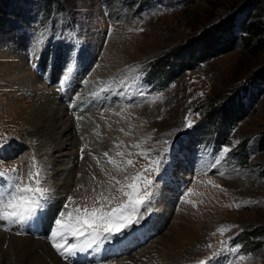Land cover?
Listing matches in <instances>:
<instances>
[{"label":"rangeland","instance_id":"1","mask_svg":"<svg viewBox=\"0 0 264 264\" xmlns=\"http://www.w3.org/2000/svg\"><path fill=\"white\" fill-rule=\"evenodd\" d=\"M256 1L258 5H264V0ZM247 2L249 1L0 0V138H7L3 148H0V170L16 167L21 179L27 182L29 165L35 157L36 166L39 165L44 177L42 187L49 194H52L55 184L62 181L54 174L59 170L63 173L64 169L60 163L50 159L58 152L48 154L39 139L28 132L33 97H39L43 94L41 92L51 94L58 91L53 84L43 81L41 73H36L33 66L35 58L30 56V52L37 42L44 47L38 53L47 49L46 45L49 46L50 43L58 45L61 42L64 50L57 53L55 61L48 55H38L41 57L37 59L44 70L51 63L49 71L52 74L53 64L58 60L59 72L58 75L54 74L57 79L65 72L70 61L77 66L75 58L66 56L72 49L66 47V41L78 39L80 45L87 42L88 52L84 56L83 52L79 54V58H83L78 65V74H81L79 76L82 82L101 83L104 91L107 86L106 92L109 94L105 93L103 96H109L104 102V105L109 106L99 110L98 103L96 106L87 103L86 108H91L92 111H86L89 115L84 116L85 133L81 136L78 135L83 125H79L80 121L77 122V137L80 142L90 146L91 153L89 151L84 160L79 158L75 173L65 179L67 182L71 177L76 183L63 191L61 204L64 206V201L67 203V198L71 197V210L79 208L83 211L86 206L90 210L104 202L97 200L103 193L109 199L115 198L112 204L115 206L127 199L118 191L120 185L133 182L125 177L142 173L154 181L147 191L153 192L155 187L158 190L163 186V194H166L162 199L153 201L150 212L140 220L142 222L146 218L144 222L147 219L155 221L158 214L159 222H155L158 229L152 228L148 237L141 238L136 247H129V252H123L118 259H109L111 263L201 264L203 261L205 264H213L209 258L222 253L216 257L218 264H232L233 261L235 264H264V142L263 147L262 143H258L259 135L264 130V92H261L262 89L264 91V76L260 72L258 78L250 80L249 84L246 82L251 79L250 75L264 67V48L255 44L246 46L240 37L245 29L240 26L233 30L234 36L238 37L236 40L231 41L232 35L228 33H219V41L226 48L224 52L214 56L211 50L213 44L202 41L193 46L195 40H192L204 28L233 10L241 9ZM246 7L248 6L240 11ZM43 15L46 17L43 18ZM50 17L51 23L46 26L43 22ZM243 19L244 14L239 15L238 24ZM25 20L34 23L28 25ZM25 24L28 27L23 29ZM19 42L23 45L20 50ZM173 50L184 58V61L179 58L174 65L173 58L168 62L173 66L176 77L167 72L165 67L158 69L153 63L152 71H148L147 67L152 59H162ZM73 51L75 52L74 49ZM8 52H19L25 56L27 71L34 76L38 75L37 79L41 83L39 82L35 92L30 86H20L15 81L10 66L4 65L2 55ZM201 57L206 59L201 61ZM107 69L114 72L105 74ZM142 72L153 81L148 82L142 78ZM129 78L132 79L127 80ZM76 81L77 78L73 88ZM79 86L76 87V93L72 89L73 94H78L73 99L78 104L85 100L89 102L90 97H85L89 92H96V89L82 87L84 90L78 92ZM60 94L62 97L63 93ZM243 95L246 114L242 121L232 123L227 118L242 114L239 109L242 107L240 100ZM257 95L258 100L252 105ZM212 102L223 111V125H227L224 128L225 136L220 134V130L217 133L216 143H220V153L210 156L207 145L213 140L205 137H212L216 132L215 125L220 126L217 118L220 120L221 114L213 111L210 116L214 123L210 119L203 122L202 110L209 109L208 105L211 106ZM69 115L76 118L80 114L71 112ZM74 118L76 122L78 118ZM169 133L172 135H168ZM73 138L71 135L68 139L70 141ZM248 139L250 142L246 148ZM164 141H171V150H168ZM178 141L188 147L176 149ZM136 144L139 147H133ZM234 144H237V148L233 147ZM202 146L205 147L198 153L190 149ZM111 149L117 160L106 152ZM224 149L229 151L224 152ZM141 151L148 155H138ZM120 152L124 155H118ZM104 153L117 161L118 166L113 163L105 164ZM162 154L164 160L159 173H172L170 177H173V182L175 183V179L178 181L175 192L170 189L173 186L169 188L165 186V181L157 179L156 173L144 171L151 166L150 161ZM128 160L133 163L128 165ZM205 166L211 167L209 172H203L202 168ZM84 167L91 175L90 180L83 175ZM122 168L126 171H121ZM35 171L36 167L32 172ZM110 177H115V180L111 182ZM116 181L120 183L117 184ZM186 181L191 182V194L183 200L185 191L180 189H184ZM32 186L35 187L34 184ZM169 194H172L170 202L167 200ZM198 216L207 217V222L212 223L210 228L197 238L193 235L187 241L179 238L176 234L179 226L188 223L199 225L194 224L199 221ZM135 226L137 224L132 227ZM140 230H148V227L141 225ZM246 231H252L254 236ZM130 234L123 239L129 240L135 233ZM236 246L239 247L238 252L224 251ZM14 261L16 262V257L12 254L8 264H15Z\"/></svg>","mask_w":264,"mask_h":264},{"label":"snow or ice","instance_id":"2","mask_svg":"<svg viewBox=\"0 0 264 264\" xmlns=\"http://www.w3.org/2000/svg\"><path fill=\"white\" fill-rule=\"evenodd\" d=\"M41 48L42 44L37 42L31 50L30 56L36 57ZM74 70V63L70 61L59 81L61 88L72 79ZM188 126H191V122ZM121 130L123 131V129ZM168 135L171 136L172 133ZM6 141L7 138H0V148H3ZM164 143L168 145V150H171V141H164ZM133 147H139V144L133 145ZM223 151L227 152L229 149ZM118 155L123 156L124 153L120 152ZM138 155L146 157L148 153L141 151ZM104 156L108 157V153H104ZM81 159H83V149H81ZM108 159L111 163L117 165V161L111 157H108ZM163 160L164 156L162 154L156 160L150 161L151 166L144 171L149 174H158ZM32 161V164L29 165V179L27 182L21 179L16 167L0 170V222H2L0 226L5 227L6 230L12 224L25 225L31 221L39 220L48 206L49 193L42 187L44 177L41 175L40 167L36 166L35 157L32 158ZM97 162L99 163V161ZM132 163V160L127 161L128 165ZM33 167H36L34 173L32 172ZM120 170L126 171L123 168ZM125 179H131L133 182L126 185L121 184L118 191L127 199L115 206H112L115 198L109 199L108 196L101 193L97 200L104 202H101L99 207L93 206L89 210L86 206L83 211L79 208L67 211L68 203L73 202L71 197L67 198L68 203L63 206V210L59 212L58 217L54 220L48 239L58 254L68 261V264H73L74 260L79 264L78 254L88 253L89 250L99 252L103 245L111 243L118 236L122 237L126 230L134 224H139L143 216L150 212L154 193L147 191V189L153 185L154 181L148 179L142 173L130 178L125 177ZM110 180H115V177H110ZM116 183L119 184L120 182L116 181ZM33 184L35 187L32 186ZM186 202L191 203V201ZM141 209L144 211L141 212ZM73 211L78 214L73 216ZM222 230L218 229V231ZM69 236L74 238L73 243H67ZM224 251L238 252L239 247L236 246L234 249H225ZM221 255L222 253H216L209 260H212L213 264H218L216 257ZM201 264H205V262L202 261ZM232 264H235V262L233 261Z\"/></svg>","mask_w":264,"mask_h":264},{"label":"bare ground","instance_id":"3","mask_svg":"<svg viewBox=\"0 0 264 264\" xmlns=\"http://www.w3.org/2000/svg\"><path fill=\"white\" fill-rule=\"evenodd\" d=\"M22 47L23 45L19 42L18 50H20V48ZM2 59H4V62H3L4 65L10 66V69H12L11 71L15 75L14 77L16 78L15 81L19 82L21 84L20 86H24V87L30 86L29 88H33L35 92L36 87L39 85V82L41 83V81L37 79L38 75L34 76L32 73H30L29 70L27 71L28 62L27 63L25 62L24 60L25 56L19 54V52H17L16 54L14 53L10 54L8 52L7 54L2 55ZM57 61L58 60H56V62L53 64V67L51 69L53 71V75L55 73H57L58 75V72H59L58 67H57ZM50 66H51V63L47 65V70H49ZM112 72H114V70L107 69V72H104V73L109 74ZM79 75L81 76L80 73L77 74L76 76L77 81H76L75 87L73 88L74 93H76L75 91L76 87L80 85L78 87L79 88L78 92L84 90L82 87L87 88L88 90L94 87L98 95L101 94L99 93V90L100 92L103 93V95L105 94V91L101 88L102 86L101 83H87L86 81H83L86 83H82V80L80 79ZM73 92L72 91L70 92L71 100L73 98H76L78 95V94H73ZM41 93L43 94L40 95L39 97L38 96L33 97L32 102L30 104V112H29L30 120L29 121L31 122V124H28V129H29L28 132L35 135L39 139L41 144L44 146L42 148L45 149L48 154L49 152L51 153V155L52 153L58 152V153H55V155H53L52 158L50 157V159L51 160L53 159V161L60 163V166L64 169L63 173H62V170H59L54 174L58 178H61L62 181L55 184L54 186L55 189L52 192L53 201L51 202L50 207L48 209V212H50V216L56 219L58 217L59 212L61 211L60 208L63 207V204H61V197H64L63 191H65L72 184L76 183V181L71 180V177H70V180L68 179L67 182L65 181V179L67 180L69 176H72V174L75 173V167L79 165V158H78L79 147L81 145H85L86 147L85 148V158L88 156V153L90 151V146L84 142L83 143L80 142V138L78 139L77 133H76V127H77V122L80 121L79 125L82 124L83 127L81 126V130L78 136H81L82 134L85 133L84 131L85 126L83 124V119L85 115H89V114H86V111H88L89 113L92 110L91 108H85L84 110H80L78 114H80L81 117L80 119H76L72 117L71 115H69L70 113L69 107L66 103H64V101L62 100L61 96L58 93L56 92L51 93V94L49 92L48 93L41 92ZM96 103L99 104V102H96ZM73 118L76 119L77 121L75 122ZM71 135H72V138L73 137H76V138H73L72 140L69 141L68 138ZM64 141H67V142L64 143ZM75 152L77 153L76 157H75ZM82 166H83V163H82ZM87 166L90 167L89 165ZM86 167H84L83 175H85V177L88 180H90L89 177H91V175L88 173L89 171L86 169ZM171 178L173 180V177ZM175 182H178V181L175 179ZM65 184L67 185L64 186ZM171 193H172V190H171ZM171 196L172 194L167 195V200L169 202H170ZM157 215L158 214H156L155 216L156 217L155 221L154 219L153 220L147 219L145 222L141 224V225L148 227V230H145V231L140 230L139 233L137 232V230L134 231L135 234H133L129 238V240H126L127 238H125L123 239L125 241L123 244L121 245L118 244L120 246L117 247V250H122L120 252L121 254L123 252H129L128 248L136 247V245L139 244V239L144 238L146 235H148L149 232L151 233L152 228L153 230L154 228L155 230L158 229L155 224V222L156 223L159 222L157 221L158 219ZM198 218H199V221L194 222V224H199V225H192V223H188L185 226H179L180 229L178 228L179 231H177L176 233L179 236V238H182V240H185V241H187L188 240L187 238H189V236L191 235L197 238V236L200 233H205L204 231L209 229L210 226L212 225V223L207 222V217L198 216ZM53 223L54 221H52L51 224L45 225L42 228V231H44L45 233H49L50 230L53 228V225H54ZM135 236H139V238L133 239ZM73 242H74V238L69 236L67 243H73ZM105 245L101 247V250H102L101 254L106 252ZM3 246H6L7 248L4 249ZM12 254H14L16 257V262L14 261L15 264H67L68 263V261L64 260L58 254L56 249L52 246L50 241L45 238V236L35 238L29 235L10 234L7 231L0 230V264H5L6 260L8 264L9 258L12 256ZM115 258L118 259V257H114L111 260H114ZM78 259L80 260V255H78ZM100 259H104V258H100ZM83 262L84 263L79 261V264H113L111 263V261H109V259L105 261H101V262L98 261L95 263L93 262L90 263L89 259L85 258ZM119 263L120 261H117L115 264H119ZM74 264H77V261L74 260Z\"/></svg>","mask_w":264,"mask_h":264},{"label":"trees","instance_id":"4","mask_svg":"<svg viewBox=\"0 0 264 264\" xmlns=\"http://www.w3.org/2000/svg\"><path fill=\"white\" fill-rule=\"evenodd\" d=\"M248 1L249 2H247L244 5V6L247 5L248 7H246L243 11H240V10H242L244 6H242L241 9L235 8L236 10H233V12H231L227 16L221 18L217 22H213L211 25L204 28L195 39H192V40H195L193 43V46H196L198 42L202 43V41H207L210 44H213L212 48H211V50L213 51V56H214V54L224 52L226 45L223 42L219 41L220 40L219 36H218L219 33H223V32L228 33V34L232 35L231 41L236 40V39H238V37L234 36L233 30L236 26H240V28L245 29L244 33L241 34L240 37L245 42L246 46L249 47L250 45L255 44L257 47L261 46L262 48H264V5H262V3H261L262 1H259V3H261L260 5H258V1H256V0H248ZM241 14H244V19H243L241 24H238L237 17ZM175 50H173L170 55H167V56L163 57L162 59H157V58L152 59V62L150 63L149 67H147L149 69L148 71H150V70L152 71V69H153L152 63H153V64H156L158 69H160V67H165L167 72H171L173 75H175L174 77H176L177 74H175L173 66H171L170 63H168V62L171 60L170 58H173L172 59V63H173L172 65H174L175 63H177L179 58L182 59L183 61H184V58L182 57L181 54L180 55L177 54ZM189 50H191V49H189ZM175 54H177V55H175ZM203 56H207V55H203ZM202 57H201V61H204L206 58H202ZM192 68H194V66ZM260 72L264 76V67L261 70H259L258 72H256L255 74L250 75L251 79L247 80L246 82L249 84L250 80H253L254 78H258ZM262 90H261V92L263 93L264 91H262ZM258 96L259 95L254 97V99H253L254 102L251 103L252 105L258 100ZM244 98H245V96L243 95L241 100H240V104L242 105V107H241V109H239V111L242 112V114H238L234 118L232 116H230L227 118V120L228 119L231 120L232 123L233 122L236 123L238 121L243 120V118L246 114V111H247V109H245V107H244V103H245ZM208 107H209V109H207L206 111L202 110V113H203L202 121L205 122V120L210 119V121L212 123H214L213 122L214 120L212 121L210 114L213 111H219V115L220 114L221 115H220V120H218V118H217V123H218V121H220V126H219V124H216L215 127H216V131L220 130V134L225 136L226 133L224 132V128L227 124L223 125V117H224L223 111L220 110V108L217 105H214L213 102H212L211 106L208 105ZM200 108L202 109V106ZM231 122L229 121V124ZM259 136L261 137V139L259 137V143L260 144L262 143V147H263L264 130L261 132V134ZM246 232L251 234L252 236H254L252 231H246Z\"/></svg>","mask_w":264,"mask_h":264}]
</instances>
